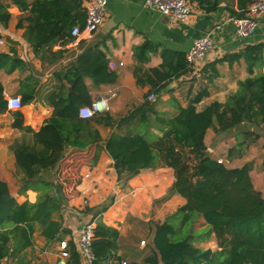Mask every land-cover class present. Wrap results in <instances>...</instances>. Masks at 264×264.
Segmentation results:
<instances>
[{
    "label": "trees",
    "instance_id": "obj_1",
    "mask_svg": "<svg viewBox=\"0 0 264 264\" xmlns=\"http://www.w3.org/2000/svg\"><path fill=\"white\" fill-rule=\"evenodd\" d=\"M10 1L27 13L23 19L26 24L19 19L16 26L24 29L23 37L35 52L45 46L52 48L57 42L65 43L74 24L84 25L85 9L81 0ZM248 2L238 0V5L243 10ZM10 16L8 5L0 0V24L7 25ZM263 49V42L247 44L241 51L208 64L214 75L219 61L243 58L246 62L249 75L238 80L237 89L224 102L213 101L204 109L196 110L195 103L205 94L202 91L186 106L177 105V113L167 117L147 100L148 93L139 106L119 119L117 128L126 125V132L113 131L106 139L104 148L113 159L119 181L128 180L142 169L154 168L162 160L174 173L171 191L186 200L163 222L152 223V234L146 245L148 253L143 257L145 264H264V195L253 187L250 164L228 167L218 163L206 154L203 140L209 127L226 131L248 122L264 130ZM133 52L137 56V48ZM24 67V61L14 50L0 52V70L11 73ZM189 70L185 56L164 52L161 66L148 68L144 72L145 80L138 75V69L134 74L137 84L147 83L159 93L171 80ZM55 75L65 80L69 88L60 86L59 90H51L46 95L45 101L53 111L38 130L23 125L19 110L11 111L15 117L12 126L23 133L9 145L22 175L21 193L31 189L36 192V200L17 202L7 183L0 180V264L4 258L23 264L22 252L33 247L36 228L47 242L61 240L69 231L62 225L61 209L67 200L79 195L76 186L81 178V165L93 164L99 154L96 149L87 160L75 157L65 170L59 169L56 177L52 175L56 163L63 157L65 145L85 146L79 137L70 138L81 128L79 107L91 103L84 77L89 76L95 84L115 79L105 54L94 46L89 47L75 64ZM36 84L31 74L24 77L19 89L21 104H29L34 99ZM7 110L0 82V113ZM153 125L161 130V135L149 130ZM233 155L230 149L228 158ZM97 213L92 212L89 219L95 221L91 242L94 264H107L109 257L120 249V234L118 229L100 219L94 220ZM198 217H202L208 227L205 237L214 234L215 250L194 245L189 228L184 229ZM68 248V264H81V256L72 240Z\"/></svg>",
    "mask_w": 264,
    "mask_h": 264
},
{
    "label": "crops",
    "instance_id": "obj_2",
    "mask_svg": "<svg viewBox=\"0 0 264 264\" xmlns=\"http://www.w3.org/2000/svg\"><path fill=\"white\" fill-rule=\"evenodd\" d=\"M3 2L8 5L11 16L7 25L0 24L1 37L5 40V44L0 46V52H8L12 49L25 64L24 69H15L11 73L0 70L3 95L6 100L11 96L20 97L19 89L28 74L33 76L37 84L34 99L29 104H22L19 109H8L0 113V180L7 183L10 194L17 202L36 200V192L31 189L21 193L22 175L15 164V157L9 145L23 133L12 126L15 117L11 111L19 110L23 115V125L38 130L44 119L53 111L45 101L46 95L51 90H59L60 86L69 88V84L62 78L58 79L55 72L65 71L76 63L80 54L94 46L105 54L108 67L114 72L115 79L111 82L95 84L89 76L84 77L91 102L106 97L108 108L96 112L92 118L79 117L81 128L77 133H72L70 138L74 140L79 137L85 146L79 148L65 145L63 157L52 171L53 177H56L57 171L65 170L75 157L87 160L96 149H99L96 161L93 164L85 162L79 169L81 178L76 186L79 195L67 200L61 209L62 225L69 230L62 235L61 240L66 238L68 242L73 241L81 226L90 221L86 219L84 209L98 212L94 220L100 219L106 225L118 229L119 242L127 233L135 229L137 222L144 227L146 237L149 239L152 234V223L163 222L186 200L171 191L175 179L174 173L170 167L163 165L162 160H159L154 168L142 169L128 180L119 181L113 167V159L104 148L106 139L113 131L118 130L121 134L126 132L128 128L126 125L117 128L119 119L139 106L150 92L155 93V98L151 101L155 102V108L167 117L177 113V105L186 106L202 91L205 94L195 103L196 110L204 109L213 101L224 102L237 89L238 80L249 75L246 62L243 58L232 62L219 61L215 65L217 74L214 75L208 64L226 54L241 51L247 44L264 43V13L258 18L255 31L245 37H239L234 26L226 22L220 31L212 33L213 46L206 56L202 70L194 72L190 68L156 93L149 84L136 83L134 70L138 69V75L145 80L144 72L148 68L161 66L164 52L185 56L195 38L205 35L215 24L221 23L228 17L239 16L242 13L238 0H202L203 3L200 4L196 0H190L194 7L193 13L185 22H177L158 10L146 6L144 0H107L105 19L92 38L81 40L74 46L68 45L69 38L65 43L57 42L52 48L45 46L38 52H35L32 45L23 37L24 29L16 26L17 21L23 20L27 13L20 11L10 0ZM22 22L26 24L25 20ZM135 48H137V56L133 52ZM109 62H114L115 67L111 68ZM109 90L116 95L110 96ZM68 126L71 124L68 123ZM149 130L161 135V130L154 125ZM227 131L229 130L215 131L212 127L207 128L203 139L206 150L210 152L207 155L216 160L220 157L218 149L224 146L222 152H225L228 162L243 159V162L235 166L249 163L253 187L264 195V130L247 122V137L245 135L247 157L243 154L233 155L230 159L227 153L229 150H226L228 139L222 136ZM86 173L89 176L85 177ZM137 186L140 187L139 191L132 195L131 190ZM110 197L114 199L113 203L105 204L106 199ZM84 199L88 200L86 205L83 204ZM105 207L106 209L103 210ZM88 217L91 218L92 215ZM207 230L203 218H196L190 228L194 238L193 243L198 247L214 250L217 248L215 236L209 233L206 238ZM33 240V248L39 250L42 246L38 245L50 244L54 241L58 244L60 241L47 242L41 236L39 228H36ZM56 252L48 258L49 264L55 262ZM145 255H134L128 258L127 262L136 261L145 264L143 262ZM121 259H124V256L119 249L116 255L109 257L107 264H118ZM12 260L15 262L12 264H16L15 259L11 258L3 259L1 264ZM81 264L86 263L81 260Z\"/></svg>",
    "mask_w": 264,
    "mask_h": 264
},
{
    "label": "built area",
    "instance_id": "obj_3",
    "mask_svg": "<svg viewBox=\"0 0 264 264\" xmlns=\"http://www.w3.org/2000/svg\"><path fill=\"white\" fill-rule=\"evenodd\" d=\"M85 9L84 25L74 24L70 29L69 46L76 45L81 40L92 38L94 33L102 25L107 9V0H81ZM144 4L161 12L163 15L172 18L177 22L187 21L193 13V4L190 0H144ZM243 14L239 16H231L221 23H217L205 35L195 38L193 43L186 53V61L188 66L194 71L202 70L208 52L213 46L212 33L220 31L226 22L231 23L235 32L239 37H245L255 31L258 25V18L264 13V0H249ZM5 44L3 37H0V46ZM120 64H122L120 62ZM111 68L115 67L114 62H109ZM110 96H115L116 93L109 90ZM155 98V93L151 92L147 95V100L152 101ZM22 106L19 96H11L7 100L8 109H19ZM108 108L107 98L100 97L89 105L83 104L78 109V116L83 119L92 118L96 112L103 111ZM218 163H223L221 158H217ZM89 176L88 173L85 177ZM140 187H135L131 190L134 195L139 191ZM88 202L84 199V205ZM94 221L85 222L77 231L73 238V243L86 264H94L95 256L92 252L91 242L93 240ZM140 243L145 244L144 240ZM70 255L68 248V239L64 238L57 244L56 260L53 264H68L67 260ZM118 264H128L127 260L121 259ZM243 264H252L245 262Z\"/></svg>",
    "mask_w": 264,
    "mask_h": 264
},
{
    "label": "rangeland",
    "instance_id": "obj_4",
    "mask_svg": "<svg viewBox=\"0 0 264 264\" xmlns=\"http://www.w3.org/2000/svg\"><path fill=\"white\" fill-rule=\"evenodd\" d=\"M155 104V102H153ZM156 105V104H155ZM247 122H244L243 124L234 127L232 129H229V131L225 132L222 136L225 139H228V143L226 146V150H233L234 155H244V157H247ZM234 138V139H233ZM239 144V145H238ZM224 146H221L218 149L219 156L218 158L222 159L223 164L226 166H235L243 162V159L240 161H234V162H228L226 160L225 152H222ZM229 152V151H228ZM227 152V153H228ZM210 153V152H207ZM223 154V156H222ZM123 181V180H121ZM113 198H107L105 201V204L111 205L113 203ZM92 210L84 209L83 213L86 217V219H90L92 215ZM95 212V211H93ZM138 224H135V229L132 230V232L127 233L125 237L121 240V246H120V252L124 256L125 260H128V258H132L134 255L143 256L146 253H148V249L146 247L149 239L146 237V232L144 231V227L137 222ZM190 226V227H189ZM191 228L190 224H187L184 228L187 230ZM144 240L145 244H141L140 241ZM42 246L41 249H37L36 247H32L33 249H26L22 252L23 255V264H49L48 258L51 257L52 253L56 252L57 249V242L54 241L50 244L45 245H38ZM215 250V249H214ZM5 259V258H4ZM8 259V258H7ZM10 259V258H9ZM3 261V260H2ZM6 264H12L14 261L11 262L6 261ZM15 263V262H14ZM17 264V262H16Z\"/></svg>",
    "mask_w": 264,
    "mask_h": 264
},
{
    "label": "water",
    "instance_id": "obj_5",
    "mask_svg": "<svg viewBox=\"0 0 264 264\" xmlns=\"http://www.w3.org/2000/svg\"><path fill=\"white\" fill-rule=\"evenodd\" d=\"M207 152H209V150H206V154H207ZM57 197H59V195L57 194ZM60 197H62V196H60Z\"/></svg>",
    "mask_w": 264,
    "mask_h": 264
}]
</instances>
